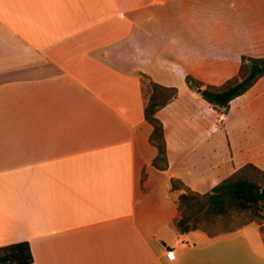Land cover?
I'll return each mask as SVG.
<instances>
[{
	"label": "crops",
	"instance_id": "obj_1",
	"mask_svg": "<svg viewBox=\"0 0 264 264\" xmlns=\"http://www.w3.org/2000/svg\"><path fill=\"white\" fill-rule=\"evenodd\" d=\"M167 3L175 12H137ZM231 51L264 56L260 0H0V247L27 241L29 264H264L255 222L178 232L185 189L171 187L204 193L246 163L264 170V75L243 93V149L199 135L184 150L187 129L170 140L161 114L177 92L155 113L157 169L143 117L150 81L208 80L202 66Z\"/></svg>",
	"mask_w": 264,
	"mask_h": 264
},
{
	"label": "trees",
	"instance_id": "obj_2",
	"mask_svg": "<svg viewBox=\"0 0 264 264\" xmlns=\"http://www.w3.org/2000/svg\"><path fill=\"white\" fill-rule=\"evenodd\" d=\"M263 75L264 56L242 55L237 73L221 84H206L202 88V83L191 75L185 76V83L196 89L212 107L226 109L233 99L245 93ZM150 85L151 93L143 117L152 127L149 141L157 151L152 164L163 170L167 168L166 141L163 124L155 113L176 97L178 89L153 81ZM171 187L185 189L179 195L180 216L174 221L180 233L201 230L213 237L264 219V170L251 163L242 165L204 193L193 191L174 178ZM259 230L262 233L263 225H259ZM32 260L27 241L0 247V264H29Z\"/></svg>",
	"mask_w": 264,
	"mask_h": 264
},
{
	"label": "rangeland",
	"instance_id": "obj_3",
	"mask_svg": "<svg viewBox=\"0 0 264 264\" xmlns=\"http://www.w3.org/2000/svg\"><path fill=\"white\" fill-rule=\"evenodd\" d=\"M260 4L261 8L264 9V0H260ZM137 12H175L174 3H167L166 7L153 5L151 8H142L137 10ZM231 55H233L232 61L228 64L219 65L216 71H211L214 68L213 65L202 66V75L208 79H198L202 83V88L206 84H221L228 77L237 73L240 58L243 54L240 51L235 54L231 51ZM185 76L183 79L177 78L172 82L178 89L177 101L175 105L161 114L165 117L169 139L174 142L176 137H183V129H187L185 134L188 138L184 139L182 145L184 150L194 142L196 143L199 135L216 140L222 138L223 142L226 140L223 143L224 147L226 143L229 147V137L233 136L232 145H235L237 149H243V94L232 100L235 102L232 103L230 111V105L226 109L214 108L200 96L196 89L186 85ZM255 105L256 102L248 105L250 111L255 112L258 109ZM212 118L215 121L213 125ZM176 121L180 122V124H177ZM216 152L219 151L217 150ZM239 161H243V153L241 151H239L235 163ZM211 188H208L205 192L210 191ZM253 222L264 227V219ZM249 227H253V225ZM262 236L264 239V230L262 231Z\"/></svg>",
	"mask_w": 264,
	"mask_h": 264
},
{
	"label": "built area",
	"instance_id": "obj_4",
	"mask_svg": "<svg viewBox=\"0 0 264 264\" xmlns=\"http://www.w3.org/2000/svg\"><path fill=\"white\" fill-rule=\"evenodd\" d=\"M166 255H167V257L170 258V259L173 257V255L171 254L170 251H168Z\"/></svg>",
	"mask_w": 264,
	"mask_h": 264
},
{
	"label": "water",
	"instance_id": "obj_5",
	"mask_svg": "<svg viewBox=\"0 0 264 264\" xmlns=\"http://www.w3.org/2000/svg\"><path fill=\"white\" fill-rule=\"evenodd\" d=\"M199 91V90H198Z\"/></svg>",
	"mask_w": 264,
	"mask_h": 264
}]
</instances>
